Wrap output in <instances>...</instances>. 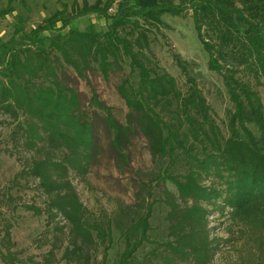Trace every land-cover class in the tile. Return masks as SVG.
I'll return each mask as SVG.
<instances>
[{
  "label": "trees",
  "instance_id": "1",
  "mask_svg": "<svg viewBox=\"0 0 264 264\" xmlns=\"http://www.w3.org/2000/svg\"><path fill=\"white\" fill-rule=\"evenodd\" d=\"M9 4L0 13L11 11ZM187 12L207 66L219 73L232 103L226 133L179 55L174 58L186 77L184 88L150 50V34L160 32L164 16ZM91 13L109 21L105 30L93 23L78 28V19ZM25 37L28 47L20 52L3 46L0 111L16 122L13 134L21 132L23 145L35 150L19 173L36 180L45 196L43 205L25 204L46 215V235L38 240L50 248L38 264H106L113 225L132 212L138 229L130 237L126 228L116 264H212L222 243L208 226L213 210L230 221L226 240L235 234L243 240L240 264H264V110L258 91L241 79L247 72L264 79V0H73L69 10L54 11ZM125 65L128 71L116 90L127 108L126 121H118L95 92L90 103L104 113V130L117 158L125 160L123 150L138 131L156 170L149 183L139 184L134 204H118L113 217L93 215L69 174L86 173L96 138L64 69L83 79L90 71L107 78L125 71ZM4 195L3 203L9 204L13 197ZM155 205L165 208L160 240L150 237ZM5 219L0 256L12 264L17 252H10L12 222ZM145 244L153 247L139 263L137 251Z\"/></svg>",
  "mask_w": 264,
  "mask_h": 264
},
{
  "label": "rangeland",
  "instance_id": "2",
  "mask_svg": "<svg viewBox=\"0 0 264 264\" xmlns=\"http://www.w3.org/2000/svg\"><path fill=\"white\" fill-rule=\"evenodd\" d=\"M72 1L0 0V12L7 8L8 3L12 8L5 14L0 13V60L5 55L4 44L19 52L24 50L28 47L26 34L54 11L65 10V7L69 10ZM88 1L91 3L94 0ZM78 2L80 4L81 0ZM115 7L116 4H113L109 12H114ZM108 22L104 17L91 13L80 17L77 25L79 29H84L89 23H93L98 30H105ZM150 38V50L154 54V60L175 78L179 87L184 88L186 77L174 58V54L179 55L186 64L187 71L195 78L204 94L216 122L226 133L227 114L232 103L219 73L207 66V54L198 40L190 12L181 15H165L160 32H152ZM124 69L125 71L111 74L107 78L99 72L90 71L86 79L78 77L68 66L64 69L68 84L80 95L84 118L92 124L96 138L86 173L80 176L70 171L69 174V179L80 201L93 215L113 217L118 204H134L139 184L149 183L156 170L150 159L146 140L138 131L131 143L123 150L126 154L125 160L117 158L114 149L109 145L111 136L104 130L102 123L104 113L90 103V98L95 92L99 100L112 107L114 117L120 122H125L127 108L116 90L123 73L128 71L127 65ZM251 75L247 72L241 79L249 81L258 91L264 110V79ZM19 118L22 119V116L19 115ZM249 127L254 133L256 132V127L252 123ZM15 128L16 122L0 111V201H2L0 229L6 221L5 218H9L12 222L10 238L14 244L10 252H17L12 264H38L50 248L47 243L40 245L38 240L42 235H46L45 231L48 227L46 215L33 213L32 210L26 209L25 204L32 201L37 205H43L45 196L37 186L36 180L31 177L25 179L19 173L27 159L35 154V150L23 145L21 132L13 134ZM209 181L210 179L207 178L204 183L209 184ZM165 185L169 190L176 191L171 182L166 181ZM7 192L13 197L9 204L3 203L7 200L4 195ZM160 192L159 184L155 186L154 197L157 198ZM226 210L229 208L226 207ZM164 214V206H154L150 217L151 238L160 240L159 238L165 234ZM136 219L137 214L127 213V217L120 218V222L113 225V241L107 250L106 264L117 263L124 247V232L128 228L130 237L135 235L138 229ZM208 219L211 236L216 235L222 238L221 247L214 255L212 264H240V255L245 253L241 250L243 240H236L237 234L233 235L232 239L226 240L230 236L228 233L230 221L227 216L213 210L208 214ZM232 228H236L235 225ZM2 235L3 231H0V239ZM152 247V244H145L137 251L139 263H142L143 256ZM0 250L5 254V249L1 246ZM59 255L60 253H57V256ZM3 259L5 261L0 256V264H6L9 260L8 257ZM57 264H65V262L59 261Z\"/></svg>",
  "mask_w": 264,
  "mask_h": 264
}]
</instances>
